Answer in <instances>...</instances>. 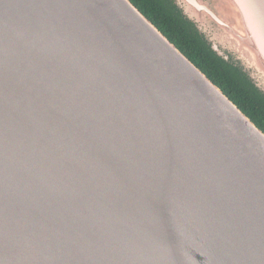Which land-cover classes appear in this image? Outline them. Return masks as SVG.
Wrapping results in <instances>:
<instances>
[{
  "label": "water",
  "instance_id": "obj_1",
  "mask_svg": "<svg viewBox=\"0 0 264 264\" xmlns=\"http://www.w3.org/2000/svg\"><path fill=\"white\" fill-rule=\"evenodd\" d=\"M173 1L264 94V0ZM0 264H264V132L130 0H0Z\"/></svg>",
  "mask_w": 264,
  "mask_h": 264
},
{
  "label": "trees",
  "instance_id": "obj_2",
  "mask_svg": "<svg viewBox=\"0 0 264 264\" xmlns=\"http://www.w3.org/2000/svg\"><path fill=\"white\" fill-rule=\"evenodd\" d=\"M264 132V94L238 65L214 52L173 0H130Z\"/></svg>",
  "mask_w": 264,
  "mask_h": 264
},
{
  "label": "flooded vegetation",
  "instance_id": "obj_3",
  "mask_svg": "<svg viewBox=\"0 0 264 264\" xmlns=\"http://www.w3.org/2000/svg\"><path fill=\"white\" fill-rule=\"evenodd\" d=\"M206 34H207V31H206Z\"/></svg>",
  "mask_w": 264,
  "mask_h": 264
}]
</instances>
